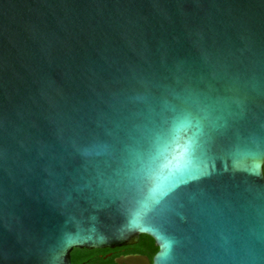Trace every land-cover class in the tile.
<instances>
[{
  "label": "water",
  "instance_id": "water-1",
  "mask_svg": "<svg viewBox=\"0 0 264 264\" xmlns=\"http://www.w3.org/2000/svg\"><path fill=\"white\" fill-rule=\"evenodd\" d=\"M141 235L264 264V0H0V264Z\"/></svg>",
  "mask_w": 264,
  "mask_h": 264
},
{
  "label": "flooded vegetation",
  "instance_id": "flooded-vegetation-1",
  "mask_svg": "<svg viewBox=\"0 0 264 264\" xmlns=\"http://www.w3.org/2000/svg\"><path fill=\"white\" fill-rule=\"evenodd\" d=\"M157 251H154V246L144 243L140 238L136 244L113 248H75L72 251V262L74 264H154V255Z\"/></svg>",
  "mask_w": 264,
  "mask_h": 264
},
{
  "label": "trees",
  "instance_id": "trees-1",
  "mask_svg": "<svg viewBox=\"0 0 264 264\" xmlns=\"http://www.w3.org/2000/svg\"><path fill=\"white\" fill-rule=\"evenodd\" d=\"M142 239V241H144V243L154 246V251L158 250V247L154 245L155 241L151 236L148 235H141L140 237Z\"/></svg>",
  "mask_w": 264,
  "mask_h": 264
}]
</instances>
